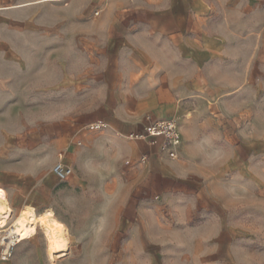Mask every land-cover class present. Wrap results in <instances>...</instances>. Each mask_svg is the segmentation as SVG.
Returning a JSON list of instances; mask_svg holds the SVG:
<instances>
[{"label": "clouds", "instance_id": "obj_1", "mask_svg": "<svg viewBox=\"0 0 264 264\" xmlns=\"http://www.w3.org/2000/svg\"><path fill=\"white\" fill-rule=\"evenodd\" d=\"M175 2L131 0L139 19L124 24L121 17L113 26L121 47L85 49L93 67L80 76L70 59L52 86L26 88L32 72L0 76V107L19 97L10 112L16 127L0 121V177L12 174L17 195L29 197L40 212L51 209L67 227L74 255L61 264H158L150 245H160L159 264H212L202 259L205 252L216 253L219 264H238L232 249L245 246L247 237L234 226L245 217L236 218L239 210L227 201L233 192L247 191L264 203V75L253 78L240 62L224 61H238L231 53L248 46L264 73V52L256 49V38L264 36V0H232V8L230 0H201L219 19L189 27L191 35L181 34L184 19L170 11ZM43 3L52 7L54 0ZM89 3L82 0L80 8ZM104 3L99 0L100 7ZM53 10L57 20L41 40L67 45L79 17ZM61 20L66 23L57 27ZM217 42L220 54L204 59V47ZM33 48L35 71L40 45ZM252 127L256 133L249 137ZM216 154H226L227 168L235 171L217 172ZM208 167L216 175L199 192L168 186L152 201L158 216L176 221L168 237L153 223L129 226L128 239H121L119 213L134 208L139 193L159 190L161 176L196 183L192 173ZM216 187L223 189L222 199L208 195ZM198 205L205 209L200 226L190 223ZM255 210L262 215L248 222L264 224V208ZM209 225L214 231L201 235ZM221 233L230 241L209 243ZM248 236L264 240V227ZM36 239L45 243L42 233Z\"/></svg>", "mask_w": 264, "mask_h": 264}, {"label": "rangeland", "instance_id": "obj_2", "mask_svg": "<svg viewBox=\"0 0 264 264\" xmlns=\"http://www.w3.org/2000/svg\"><path fill=\"white\" fill-rule=\"evenodd\" d=\"M28 1L35 0H0V33H2L3 36L4 59L3 71L0 76L5 74L22 76L26 72H32L31 79L25 84L26 88L52 86L59 82L61 67L69 59L72 60L71 67L73 73L79 76L80 71L90 63L85 58L87 56L85 52L86 48L79 45V37L75 35V24L72 26L73 36L69 38L67 45H65L64 41L44 43L41 37L52 31L48 25L55 23L57 20L58 14L54 12L53 8L65 9L64 15L67 16L76 17L82 12L83 16L87 15L89 18L97 19L99 18L95 15V10L98 9L96 6L97 0H91V3L83 9L80 8L82 0H54V5L52 7H48V5L44 4L43 0L34 3ZM69 5L71 6L69 7ZM228 5H233L232 0H230ZM5 11L8 12L7 15L3 14ZM214 13L216 12L214 11ZM104 14L103 12L102 15ZM215 18H219L217 13L215 14ZM41 19H43L45 23L41 24L36 22ZM62 23H66V21L61 20L56 23V26L59 27ZM256 39V49L257 54H259L260 52H264V36H258ZM73 41H75V43H73ZM37 44L40 45L41 62L39 67L35 68V71H32L34 65L31 53L34 50L33 46ZM243 50L244 53L251 51L248 46H243ZM249 60H251V63H248ZM242 67H247L253 78L264 75V73L260 71L259 60L252 59L250 55L244 54ZM230 95L235 96L236 93L232 92ZM18 101L19 97H13L0 107V121L7 119V124L10 129L16 127L10 112L12 106L18 103ZM255 133L256 129L252 127L248 130L246 135L251 137ZM14 142V139L9 141V143ZM248 152L249 150L245 148V154H248ZM226 159V154H216L214 166L217 172L222 169L235 171V169L227 168ZM11 175L12 174H5V176L8 177L7 179L0 177V184L6 186L10 190V199L13 207L18 210L26 204H31L40 212L36 204L32 202L29 197H20L16 194L15 190L10 186L13 183ZM192 175L195 177L196 183L188 182L186 191L199 192L201 186L209 184V182L214 179L216 173L212 171L211 167H208L202 169L199 173H192ZM189 183H191V185ZM208 195L210 198L216 197L222 199L225 193L222 188L216 187L212 188ZM118 196L119 193L114 194V199L118 198ZM157 198L158 196L150 195L148 191H143L137 195V205L134 208H127L126 212L122 211L119 213L121 239H128L126 229L129 226L155 223L158 224L162 230L159 234L165 238L170 235L171 231L177 228L176 221L172 215L165 214L163 216H158L153 210L152 201ZM227 203L231 207L239 210L236 218L245 217L243 221L234 226L236 230L242 232L247 237L244 241L245 246L233 248V257L238 264H264V240H257L255 237L248 236L250 231L259 230L264 227V224L260 221H256L255 223L248 222V217L256 218L262 215L255 209L264 208V203H261L256 195L247 191L233 192ZM242 205H249L250 207H241ZM204 212L205 209L198 205L196 213L190 217V223L196 226L203 224L205 222ZM180 219H185L183 213H181ZM212 231H214V226L209 225L205 233H201V235ZM37 233H42L43 235L40 227ZM221 239L224 243L230 241V237L221 233L219 236L209 241V243L215 244ZM44 241L45 243L41 244L37 241L35 235L17 242L11 253L7 255V258H3L5 245H1L0 264H61L67 257L74 255L68 248L61 257L54 258L48 249L45 238ZM147 251L152 253L159 264L160 245H150ZM202 259L212 262V264H214V262L215 264H219V257L216 253L205 252Z\"/></svg>", "mask_w": 264, "mask_h": 264}, {"label": "crops", "instance_id": "obj_3", "mask_svg": "<svg viewBox=\"0 0 264 264\" xmlns=\"http://www.w3.org/2000/svg\"><path fill=\"white\" fill-rule=\"evenodd\" d=\"M40 0L28 1V2H39ZM131 0H105L104 6H99V0L96 1V6L101 10L100 15H96L99 18L92 19L87 15L83 16V13H79L76 17H79V24H75V35L79 38V45L83 48L88 49L90 52L97 48H103L106 51L116 52L122 44L121 38L117 37L113 32V26L116 21H119L121 17H123L124 24H128L135 20H138L137 13L141 10L131 9L129 7ZM157 3L163 2V0H156ZM204 3L207 0H203ZM229 8H232L234 5H227ZM96 9V10H98ZM95 10V11H96ZM172 14L177 18H183L184 23L181 25V34L182 35H191L187 30L189 27L201 24L204 22H215L219 18H215L214 11L211 8H204L202 6L201 0H176L172 9L170 10ZM103 12L105 13L104 15ZM149 16L151 15H159V12H151L147 13ZM203 26V24H201ZM3 36L0 33V75L3 71ZM221 49L219 48V42H217L214 47L212 44H207L203 49V57L204 59H210L214 56L220 54ZM250 52L244 53L243 46L234 50L231 54L238 58V61L225 60L224 63L226 66H231L233 64L241 63L243 66V56L244 54L249 55ZM93 55H98V53L93 52ZM93 65L89 64L87 67L82 69L79 73V76L83 73H87L90 71ZM167 87V85H165ZM159 190L153 188L148 190L150 195L155 196H163L165 194V190L168 186H177L179 185L185 191L187 188L188 181L176 182L171 178L161 176L159 178ZM191 185V183H189ZM1 188L5 189L9 195L11 196L10 190L0 184ZM192 188V187H191ZM27 205V204H26ZM31 205V204H30Z\"/></svg>", "mask_w": 264, "mask_h": 264}, {"label": "bare ground", "instance_id": "obj_4", "mask_svg": "<svg viewBox=\"0 0 264 264\" xmlns=\"http://www.w3.org/2000/svg\"><path fill=\"white\" fill-rule=\"evenodd\" d=\"M39 227L51 254L54 258L61 257L69 248L68 230L52 210L39 212L30 204L16 210L7 191L0 188V245L31 238Z\"/></svg>", "mask_w": 264, "mask_h": 264}, {"label": "built area", "instance_id": "obj_5", "mask_svg": "<svg viewBox=\"0 0 264 264\" xmlns=\"http://www.w3.org/2000/svg\"><path fill=\"white\" fill-rule=\"evenodd\" d=\"M100 14H101V10L100 9L95 11V15H100ZM159 131L165 136H170L171 135V132L168 129H166V128H161V129H159ZM15 244L16 243H14V242H11L8 245L7 244H1V245H5V250H4V253H3L4 257L3 258H7V255H9L11 253V251L14 248ZM1 245H0V247H1Z\"/></svg>", "mask_w": 264, "mask_h": 264}]
</instances>
